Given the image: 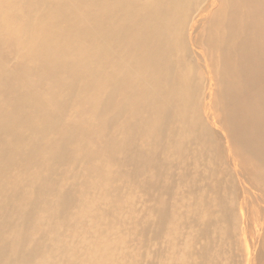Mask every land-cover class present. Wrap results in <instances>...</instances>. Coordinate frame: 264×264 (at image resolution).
I'll return each mask as SVG.
<instances>
[{
	"label": "bare ground",
	"instance_id": "6f19581e",
	"mask_svg": "<svg viewBox=\"0 0 264 264\" xmlns=\"http://www.w3.org/2000/svg\"><path fill=\"white\" fill-rule=\"evenodd\" d=\"M0 264H264V0H0Z\"/></svg>",
	"mask_w": 264,
	"mask_h": 264
},
{
	"label": "rangeland",
	"instance_id": "374dc122",
	"mask_svg": "<svg viewBox=\"0 0 264 264\" xmlns=\"http://www.w3.org/2000/svg\"><path fill=\"white\" fill-rule=\"evenodd\" d=\"M10 2H8V4H9ZM49 88H50V86H49ZM45 89H48V87H46ZM67 123H68V121H67ZM67 123H66V125H67ZM69 123L71 124V125H73V124H75V123H73L72 121H69ZM96 129H94L92 132H89L88 134H83L82 135V137L84 138V139H87V137H89L90 138V136L91 135H93V137L94 138H96ZM93 144H94V139H93ZM84 180H86V178H84L83 179V181ZM83 184H84V182H83ZM80 192H82V191H80ZM79 195H81L82 196V194L81 193H79ZM94 195H95V193H94ZM92 195L91 196V198L90 199H93V200H95L96 199V197L99 195L98 193H97V196L95 195ZM81 196H79V199H80V197ZM101 195H99V197H100ZM102 198H97V200L96 201H93L92 200V202H94V203H98V202H100V200H101ZM99 200V201H98ZM14 219V218H13ZM75 220V221H74ZM73 221L74 222H72L71 224H70V228H68L67 230V233L68 232H70L71 233V236L73 235L74 236V238H72V237H70V233L68 234V240L69 241H71V242H73L74 240H75V242H73V243H76V242H82V238H85V236H86V243H89V242H91L92 241V239H94V232H96V230L95 231H91V230H89L88 232H86L87 234H83L82 232H79L78 234L77 233H75V232H77L76 230H77V228L78 227H75V226H79V230H81L82 229V224L80 225V223H76L77 222V220L76 219H74L73 218ZM79 222V221H78ZM98 222H101V220H99ZM76 223V224H75ZM73 224H75V225H73ZM72 225V226H71ZM82 226V227H81ZM72 227H74L73 229H71ZM76 229V230H75ZM71 230V231H70ZM103 230V229H102ZM102 230L100 231V229H97V231H99V233H101L102 232ZM66 232V231H65ZM77 234V235H76ZM107 233H103V235H104V240L106 239V237H107V235H106ZM83 235V236H82ZM92 235V236H91ZM91 237V238H90ZM70 238H72V239H70ZM92 244H90L89 246H87L86 245V248L88 249V248H90L91 250H93L94 251V253H96L97 254V256H100V255H102V251H101V249L100 248H95L94 249V247H90ZM85 246V245H84ZM85 248V249H86ZM85 251V250H84ZM83 253H85V252H83Z\"/></svg>",
	"mask_w": 264,
	"mask_h": 264
}]
</instances>
